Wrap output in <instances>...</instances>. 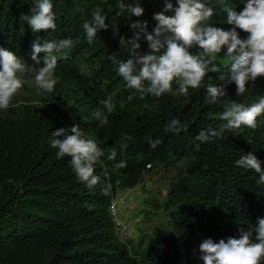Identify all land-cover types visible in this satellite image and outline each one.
Returning <instances> with one entry per match:
<instances>
[{
  "label": "trees",
  "instance_id": "trees-1",
  "mask_svg": "<svg viewBox=\"0 0 264 264\" xmlns=\"http://www.w3.org/2000/svg\"><path fill=\"white\" fill-rule=\"evenodd\" d=\"M51 2L55 30L34 33L23 19L31 15L34 0H0V47L13 51L29 69L44 64V53L39 54V65L31 58V43L37 36L41 43L73 40L70 49L54 53L57 83L51 93L38 91L34 100L23 103L15 94L8 108L0 109V264H203L199 244L204 239L238 238L240 227L247 229L264 218V183H257L259 174L254 170L235 163L251 151L264 168V113L257 117L255 129L241 125L207 142L194 139L201 130H219L226 123L220 119L225 104L250 106L264 95V76L249 81L242 96L232 83L227 95L214 104L205 103L204 85L219 84L216 73L206 75L200 88H189L188 96L176 95L178 83L173 81L172 93L141 99L135 89L126 87L118 65L109 59L129 58L128 46L120 47L119 37L130 38L133 32L127 13H116L121 2L135 0ZM172 2L175 5L176 0ZM139 3L144 14L133 20H146L151 31L156 24L153 14L163 10L164 0ZM244 3L225 0L220 5L208 0L214 8L208 23L230 30L223 8L240 11ZM97 5L109 27L99 30L89 44L82 25L91 21V10ZM237 31L241 38L248 35ZM139 42L146 51L147 41L142 37ZM189 51L197 55L201 49L194 46ZM226 51L223 48L216 55L221 60L214 61L225 74L231 62ZM18 75L24 80L21 88H27L32 72ZM109 98L115 105L110 114L101 104ZM97 108L107 115L106 122L93 117ZM173 118L186 124L187 131L166 132L165 124ZM76 124L83 138L94 140L104 152L94 164L99 181L91 189L77 178L71 157L59 158L58 149L50 146L52 131L70 130ZM157 139L160 143L152 148L150 141ZM113 148L115 161L107 158ZM120 160L127 166L117 169L114 164ZM160 168L175 169L167 176L171 224L159 228L143 248L128 246L117 235L112 200L119 188H134L145 173ZM109 185L105 195L102 189Z\"/></svg>",
  "mask_w": 264,
  "mask_h": 264
},
{
  "label": "clouds",
  "instance_id": "clouds-1",
  "mask_svg": "<svg viewBox=\"0 0 264 264\" xmlns=\"http://www.w3.org/2000/svg\"><path fill=\"white\" fill-rule=\"evenodd\" d=\"M223 4V0H219ZM31 15H24L34 33L41 30H55V14L51 0H34ZM226 22L232 27L225 30L210 26L208 21L214 14V8L208 6V0H164L162 11L153 14L156 21L154 28L148 30V22L133 20L144 14V8L135 2L119 4L117 16H125L132 30V37L120 36L119 46H128L129 58L118 60L115 56L109 59L118 65V74L126 82V87L135 89L141 99L146 95L156 98L163 94L172 93L173 81L178 83L176 95H189V88L198 89L209 73H216L219 84L208 83L206 89V104H214L227 95V87L236 85V94L242 96L249 81L255 82L264 76V0H245L242 10L224 7ZM171 13V14H166ZM106 17L99 5L91 10V21L83 22L89 44L93 42L101 29H107ZM247 33L241 38L237 30ZM147 41L146 51L141 50L140 40ZM73 46L72 39L47 40L36 37L31 43V58L35 65L40 64V53H44L42 67H29L22 63L17 55L4 47H0V109H7L13 96L23 86L22 75L26 71L34 73L35 84L42 93H51L57 83L54 78L57 67L58 53ZM198 46L201 51L193 55L189 49ZM226 48V56L230 58L228 73L221 71V67L214 63L216 55ZM147 81V86L144 82ZM131 98V97H129ZM107 113H112L114 103L111 98L101 101ZM264 113V95L250 106L241 103L225 104L220 119L226 121L220 129L209 128L201 130L194 139L207 142L210 138L219 136L225 129H238L241 125L255 129L257 117ZM96 120L106 122L107 115L101 108L92 113ZM187 125L179 118H173L165 124V131L179 134L187 131ZM62 137V138H61ZM127 136L126 140H130ZM160 141H150L155 148ZM50 146L58 149L57 156L71 157L70 163L77 178L86 183L91 189L97 185L99 177L94 175V164L104 155V152L92 139L83 138L78 124L69 129L59 128L51 132ZM199 148V143L196 144ZM124 145H121L123 151ZM117 150L111 149L108 160L115 161ZM236 165L244 169L254 170L259 174L257 183H264V168L261 161L247 152L235 161ZM126 161L120 160L114 164L117 169L125 168ZM110 185L102 189L107 195ZM239 237L229 236L215 242L212 238L204 239L199 244L200 259L203 264H260L264 259V218H258V223L246 228L238 229Z\"/></svg>",
  "mask_w": 264,
  "mask_h": 264
},
{
  "label": "rangeland",
  "instance_id": "rangeland-1",
  "mask_svg": "<svg viewBox=\"0 0 264 264\" xmlns=\"http://www.w3.org/2000/svg\"><path fill=\"white\" fill-rule=\"evenodd\" d=\"M217 4L219 0H214ZM225 4V0H223ZM220 58L216 57L215 60ZM221 60V59H220ZM81 70L90 73L85 66ZM27 88H20L17 91L18 101L34 100L39 91L32 72L31 79L26 82ZM153 169L144 174L141 181L134 188H119L114 199L117 201V212L124 228H116L121 242L128 246L140 245L142 248L147 245L150 236L158 232L161 227H168L171 224L170 211L166 207L168 193L167 176H171L174 168ZM123 198L124 201L119 199ZM123 240V241H122Z\"/></svg>",
  "mask_w": 264,
  "mask_h": 264
},
{
  "label": "built area",
  "instance_id": "built-area-1",
  "mask_svg": "<svg viewBox=\"0 0 264 264\" xmlns=\"http://www.w3.org/2000/svg\"><path fill=\"white\" fill-rule=\"evenodd\" d=\"M119 200L120 201H124L123 198H120ZM110 210H111V214H112V217H113V222L115 224V227L118 228V229L124 228L122 226L121 219H120V217L118 215V212H117V201H116V198L112 200V204H111ZM119 238H122V237H119Z\"/></svg>",
  "mask_w": 264,
  "mask_h": 264
}]
</instances>
